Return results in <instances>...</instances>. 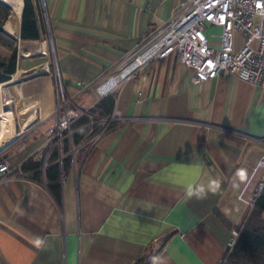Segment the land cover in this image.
Here are the masks:
<instances>
[{"label":"crops","instance_id":"obj_1","mask_svg":"<svg viewBox=\"0 0 264 264\" xmlns=\"http://www.w3.org/2000/svg\"><path fill=\"white\" fill-rule=\"evenodd\" d=\"M180 1L44 0L48 35L74 102L90 93L82 108L89 109L108 96L100 84ZM22 13L7 20V32L20 31ZM53 68L47 40L20 43L16 73L0 83L18 134L0 156L13 166L31 157L45 166L40 150L57 120ZM194 78L174 52L126 81L114 95L113 112L134 120L79 150L76 166H68L65 177L61 170L60 202L46 170L43 183L28 175L0 180V264H136L141 258L221 264L233 230L250 211L239 196L253 200L264 177L263 169L256 171L264 146L254 141L264 137V88L233 75ZM2 108L0 92V141L7 128ZM209 179L220 181L215 194L185 196L188 184ZM37 238L44 241L40 247Z\"/></svg>","mask_w":264,"mask_h":264},{"label":"built area","instance_id":"obj_2","mask_svg":"<svg viewBox=\"0 0 264 264\" xmlns=\"http://www.w3.org/2000/svg\"><path fill=\"white\" fill-rule=\"evenodd\" d=\"M1 1L8 4L16 15H21L24 0H17L21 5L20 13L16 5L8 0ZM40 3L50 31L45 2L40 0ZM208 26L220 28V33L208 35ZM236 32L241 33V40L236 39ZM213 38L218 39V45L211 42ZM174 52L194 70V80L197 82L233 75L264 88V0H181L168 21L159 27L147 29L138 45L119 61L114 71L100 84L99 91L103 95H116L140 69ZM54 61L52 74L58 97L57 120L40 150L46 153L43 171L55 150L61 153L58 163L62 166L63 161L68 159L69 167L73 168L81 148L96 146L115 125L134 120L119 118L114 112L102 115L100 111H95L96 106L89 109L78 107L67 93L56 58ZM84 118L88 120L87 123L75 127ZM80 134L84 135L77 142L76 138ZM254 141L264 146V137L254 138ZM259 169L264 170V155L256 171ZM64 172L62 169V177H65ZM17 176H26L20 166H13L8 160L0 161V180ZM263 188L264 177L253 200L244 199L243 194L239 197L248 203L251 210ZM240 232V228L233 230L221 264L226 263Z\"/></svg>","mask_w":264,"mask_h":264},{"label":"trees","instance_id":"obj_3","mask_svg":"<svg viewBox=\"0 0 264 264\" xmlns=\"http://www.w3.org/2000/svg\"><path fill=\"white\" fill-rule=\"evenodd\" d=\"M15 15L13 9L0 0V83L10 80L16 73L20 43H38L45 41L48 36L40 0H24L20 31L16 35H12L4 29V26L9 30L8 25L10 22L7 24L6 22ZM114 105L115 96L108 95L96 105L95 111H100L102 115H110L113 112ZM87 121L84 118L75 127H79L87 123ZM83 135L77 136V142ZM67 148L65 151L68 150ZM59 159L60 151L55 150L49 160L51 166L45 171L46 179L56 184V186H51V190L58 202L61 201L59 184L61 170H65L70 162L66 159L61 166V164L57 163ZM2 160L4 159L0 156V161ZM42 169L43 160L35 157H31L21 166V170L38 183H43L44 181ZM240 229L238 240L229 253L225 264H264V188ZM150 260L141 258L136 264H150Z\"/></svg>","mask_w":264,"mask_h":264},{"label":"bare ground","instance_id":"obj_4","mask_svg":"<svg viewBox=\"0 0 264 264\" xmlns=\"http://www.w3.org/2000/svg\"><path fill=\"white\" fill-rule=\"evenodd\" d=\"M8 1H9V3L16 5L19 13L21 12V9H20L21 5H20L19 1H17V0H8ZM19 74H20V72H19ZM17 78L18 77L16 76V79ZM0 92H1L2 97H3V106L4 105H10L9 100L6 98L7 95H5V92L3 91L2 85H0ZM4 113L6 116L7 128L4 130L3 134L1 135L2 139L0 141V150L3 149L7 144H9L11 141H13L18 136L17 131H16V118L14 116L12 109L8 110V111L4 110ZM31 119H32L31 116L29 118L25 119L26 126L29 124Z\"/></svg>","mask_w":264,"mask_h":264},{"label":"clouds","instance_id":"obj_5","mask_svg":"<svg viewBox=\"0 0 264 264\" xmlns=\"http://www.w3.org/2000/svg\"><path fill=\"white\" fill-rule=\"evenodd\" d=\"M243 173H241L242 175ZM220 189V181L217 179H209L207 185L204 184H188L185 189V196L189 199L195 197L197 199H206L209 194H215ZM44 241L37 238L35 244L40 247Z\"/></svg>","mask_w":264,"mask_h":264},{"label":"rangeland","instance_id":"obj_6","mask_svg":"<svg viewBox=\"0 0 264 264\" xmlns=\"http://www.w3.org/2000/svg\"><path fill=\"white\" fill-rule=\"evenodd\" d=\"M8 29L11 31L12 30V27H11V25L9 24L8 25ZM206 33L208 34V35H217V34H219L220 33V29L218 28V27H214V26H209V27H207V29H206ZM235 37H236V39H238V40H241L242 39V35H241V33L240 32H236L235 33ZM48 42H49V45H50V54H51V57L53 58V64L55 63V53H54V51H53V43H52V39H51V37H50V35H48L47 36V39H46ZM38 43H41V42H38ZM33 44V43H32ZM54 67H55V64H54ZM52 72H53V70H52ZM47 93H48V90H47ZM53 95V94H52ZM8 96V95H7ZM54 98H55V96H54ZM92 98H93V95L92 94H86V95H84L82 98H80V99H75V104L78 106V107H80V108H84L91 100H92ZM20 112H21V108H20V106H19V109H18V113L20 114Z\"/></svg>","mask_w":264,"mask_h":264},{"label":"water","instance_id":"obj_7","mask_svg":"<svg viewBox=\"0 0 264 264\" xmlns=\"http://www.w3.org/2000/svg\"><path fill=\"white\" fill-rule=\"evenodd\" d=\"M2 109L5 111H8V110H11L12 107L10 105H4Z\"/></svg>","mask_w":264,"mask_h":264},{"label":"snow or ice","instance_id":"obj_8","mask_svg":"<svg viewBox=\"0 0 264 264\" xmlns=\"http://www.w3.org/2000/svg\"><path fill=\"white\" fill-rule=\"evenodd\" d=\"M243 175V174H242Z\"/></svg>","mask_w":264,"mask_h":264}]
</instances>
